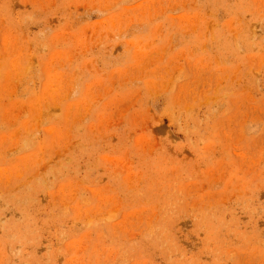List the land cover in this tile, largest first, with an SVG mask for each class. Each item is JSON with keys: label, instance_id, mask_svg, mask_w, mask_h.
<instances>
[{"label": "rangeland", "instance_id": "374dc122", "mask_svg": "<svg viewBox=\"0 0 264 264\" xmlns=\"http://www.w3.org/2000/svg\"><path fill=\"white\" fill-rule=\"evenodd\" d=\"M0 264H264V0H0Z\"/></svg>", "mask_w": 264, "mask_h": 264}]
</instances>
